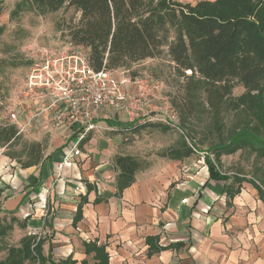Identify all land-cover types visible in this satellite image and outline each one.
Here are the masks:
<instances>
[{"label": "crops", "instance_id": "1", "mask_svg": "<svg viewBox=\"0 0 264 264\" xmlns=\"http://www.w3.org/2000/svg\"><path fill=\"white\" fill-rule=\"evenodd\" d=\"M126 86L137 90L130 82ZM23 107L18 120L29 124L21 133L41 144V158L25 167L0 155V205L22 216L25 234L46 239L51 233L44 254L51 244L53 257L71 254L83 264L92 254L84 253L82 243L96 240L106 246L108 264H264V201L250 184L228 198L223 182L208 177L205 156L195 157L200 153L195 150L170 159L162 156L169 150L163 147L151 164L141 166L135 145L123 135L139 125L110 112L93 120L94 128L78 145L79 155H71L57 177L56 162L82 127L71 125L57 105L46 108L28 100ZM182 142L179 137L174 147ZM119 155L140 164L132 184L120 193L114 165ZM148 235H159L162 246L182 244L147 257Z\"/></svg>", "mask_w": 264, "mask_h": 264}, {"label": "trees", "instance_id": "2", "mask_svg": "<svg viewBox=\"0 0 264 264\" xmlns=\"http://www.w3.org/2000/svg\"><path fill=\"white\" fill-rule=\"evenodd\" d=\"M64 5L80 13L78 21L67 27V42L87 50L88 62L94 70L131 72L133 64L158 57L166 49L176 71L184 78L181 98L171 101L178 114L175 126L184 135L181 145L162 156L177 159L197 151L187 130L201 106L209 114L211 133L216 135L207 150L217 162L222 155L237 151H247L254 159L264 160V0H199L195 4L172 0H21L11 14L26 6L43 14L50 13ZM3 30L0 25V35ZM237 84L243 92L233 98L232 90ZM231 113L232 119L227 121ZM161 129L166 131L168 127ZM16 133L12 123L1 127L0 147L12 144L19 136ZM41 150L40 143L29 144L24 150L27 159L21 165L37 163ZM208 152L205 155L208 177L222 181L223 191L232 199L245 180L222 173ZM114 165L120 193L132 184L140 164L133 156L119 155ZM229 179L231 182L227 184ZM245 182L264 201L261 186L254 179ZM16 221L12 216L7 225L0 226V237L12 230ZM18 224L25 228V221ZM144 240L147 257L182 244L162 246L159 235H148ZM45 242L36 233L25 234L17 246L6 249L0 264L77 263L71 254L55 260L51 244L44 254ZM82 245L86 255L92 254L94 264H108L105 245H97L96 240Z\"/></svg>", "mask_w": 264, "mask_h": 264}, {"label": "rangeland", "instance_id": "3", "mask_svg": "<svg viewBox=\"0 0 264 264\" xmlns=\"http://www.w3.org/2000/svg\"><path fill=\"white\" fill-rule=\"evenodd\" d=\"M20 1L0 0V25L4 28L0 35V128L11 125V113L17 103L22 100L20 90L23 88L30 66L27 47L33 46L38 49L50 50L63 48L68 39L66 36L68 25L75 24L80 16L79 12L67 5L55 12L44 14L26 6L17 14L12 15L11 12L15 9V4ZM172 1L195 4L199 0ZM130 70L131 72L118 69L114 71V74L117 77L124 76L130 79L134 77L151 79L159 85L155 97L150 98L147 102L148 114L165 116L168 119L170 115H173L170 118L171 125L159 121L147 122L137 124L139 127L136 129L128 128L124 132L126 143L135 145L142 166L151 164L156 157L154 155H160L159 151L163 147H166L167 150L173 148L179 137L182 138L184 135L175 126L178 123V114L171 105V101L180 99L183 94L184 78L176 71L174 64L166 54V49L158 57L133 64ZM185 73L189 74L190 71H185ZM242 92V86L237 84L232 90V97L236 98ZM136 93L137 90L134 94ZM204 108L206 107L204 106ZM232 115V113L227 115L226 120H231ZM208 116L206 109L200 106L195 117L188 124L187 132L193 138V146L197 152H200L199 154L194 152L195 157L198 158L207 155V149L216 140V135L211 133ZM152 123L167 126L172 130L166 132L160 127H153ZM137 139L142 141L136 144L132 143ZM31 143L37 142L27 137L26 133H21L9 146L0 147V155H14L16 164L21 165L27 159V153L24 152L25 147ZM208 153L222 173L230 176L238 175L245 181L254 179L264 191V160L254 159L253 155L248 154L247 151H237L231 155H222L217 162L213 153ZM245 181L241 185H249ZM11 217L12 214L3 210L0 205V226L7 225ZM14 217L17 218V221L13 225V229L8 231L5 236L0 237V260L5 258L6 249L9 246H17L20 238L26 233V230L18 224L22 221V216ZM52 238L51 233H46L45 247L48 242H52ZM53 258L57 259L58 257L54 256ZM83 264H93L91 257L86 256Z\"/></svg>", "mask_w": 264, "mask_h": 264}, {"label": "built area", "instance_id": "4", "mask_svg": "<svg viewBox=\"0 0 264 264\" xmlns=\"http://www.w3.org/2000/svg\"><path fill=\"white\" fill-rule=\"evenodd\" d=\"M26 50L30 66L20 90L22 100L11 113V123L17 128L16 134L20 135L29 124L28 121L20 124L18 120V114L24 110L23 106L28 100H36L46 105V108L59 106L60 112L66 113L71 125L82 127L63 160L56 162L57 177L68 164L69 157L79 155L80 141L88 130L94 128L93 120L101 113L123 115L136 125L154 121L171 124L173 115L168 119L148 114L147 102L155 97L159 89L155 81L117 77L114 71L106 69L94 70L88 62L87 50L69 41L58 50L33 46ZM129 82L137 86L136 94L127 88ZM59 120L60 117H56V121Z\"/></svg>", "mask_w": 264, "mask_h": 264}]
</instances>
